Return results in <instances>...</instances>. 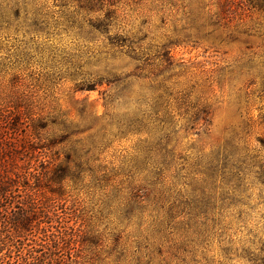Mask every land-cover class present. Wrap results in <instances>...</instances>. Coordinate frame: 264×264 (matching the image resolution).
Here are the masks:
<instances>
[{"label":"rangeland","instance_id":"374dc122","mask_svg":"<svg viewBox=\"0 0 264 264\" xmlns=\"http://www.w3.org/2000/svg\"><path fill=\"white\" fill-rule=\"evenodd\" d=\"M11 138L2 264H264V0H0Z\"/></svg>","mask_w":264,"mask_h":264},{"label":"trees","instance_id":"16d2710c","mask_svg":"<svg viewBox=\"0 0 264 264\" xmlns=\"http://www.w3.org/2000/svg\"><path fill=\"white\" fill-rule=\"evenodd\" d=\"M10 141H6V140H0V197H2V196H7V195H9V190H8V188L10 187V188H12V187H14V186H17L16 184H18V181L21 179V177L18 175V173H13V171L11 172V169H6V162H8V161H11L12 163H14V157H12V154L14 153H16V151L18 150V147L16 146V143L15 142H13V141H17V140H15L14 138H11V139H9ZM8 143L10 144V146L8 147ZM5 147V148H4ZM8 147V148H7ZM5 149V150H4ZM8 149V150H7ZM5 151H7L8 152V154H6V152ZM11 151V152H10ZM11 156H10V155ZM5 156V157H4ZM14 170H15V168H14ZM12 173V174H14V175H16V179H15V182H14V184H10L9 185V182H8V180L9 179H11V178H9V176H10V174L9 173ZM6 174V175H5ZM5 175V176H4ZM36 176H34V178H35ZM30 188H32V186L30 187ZM26 190H28V192H31L30 194V196H28L27 197V199H29V200H32L33 201V196H35V194L32 192V189L30 190V189H26ZM36 191V190H35ZM41 191V190H40ZM39 192V191H38ZM33 204H35L34 202H32ZM33 204H31L29 207H27V206H25L22 202L19 204V205H21V208H19V210L22 212V213H19V214H21V218H23L21 221L20 220H18V222H19V225H21V226H24L25 227V222H24V220L25 221H27V220H32V217L34 216V214L36 213V211H34V206L35 205H33ZM7 213V212H6ZM8 217H9V215L8 214H6V216H5V218L6 219H8ZM5 219V221H4V226H6L7 224L8 225H10L11 224V220H6ZM12 223H13V221H12ZM14 226V225H13ZM0 264H2L1 262H0Z\"/></svg>","mask_w":264,"mask_h":264}]
</instances>
